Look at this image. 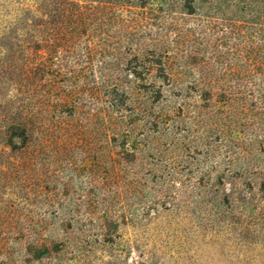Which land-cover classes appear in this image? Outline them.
Listing matches in <instances>:
<instances>
[{
    "label": "rangeland",
    "instance_id": "obj_1",
    "mask_svg": "<svg viewBox=\"0 0 264 264\" xmlns=\"http://www.w3.org/2000/svg\"><path fill=\"white\" fill-rule=\"evenodd\" d=\"M0 264H264V0H0Z\"/></svg>",
    "mask_w": 264,
    "mask_h": 264
}]
</instances>
